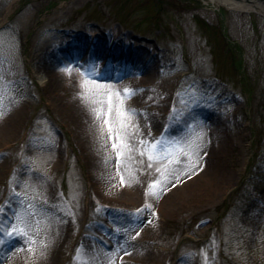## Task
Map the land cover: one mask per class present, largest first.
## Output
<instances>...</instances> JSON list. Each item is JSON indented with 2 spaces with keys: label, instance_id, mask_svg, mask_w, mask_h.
I'll list each match as a JSON object with an SVG mask.
<instances>
[{
  "label": "rangeland",
  "instance_id": "rangeland-1",
  "mask_svg": "<svg viewBox=\"0 0 264 264\" xmlns=\"http://www.w3.org/2000/svg\"><path fill=\"white\" fill-rule=\"evenodd\" d=\"M0 112V264H264V11L0 0Z\"/></svg>",
  "mask_w": 264,
  "mask_h": 264
},
{
  "label": "snow or ice",
  "instance_id": "snow-or-ice-1",
  "mask_svg": "<svg viewBox=\"0 0 264 264\" xmlns=\"http://www.w3.org/2000/svg\"><path fill=\"white\" fill-rule=\"evenodd\" d=\"M65 71H69V72H70L71 69H65ZM86 83H87V80H85L84 83H82L81 86L83 87L84 84H86ZM93 83L95 84L94 81H93ZM97 87H99V88H101V89H104V88H105L104 85H97ZM123 93H124V96H126V97L131 96L132 94H134V92H133L132 90H129V89H124V90H123ZM104 94H105L106 97H107V104H108L107 111H106V112H103V110L96 111V115H97V118L99 119L100 116L103 114V115L106 117L105 120H104V123H105L106 125H109V121H108L107 117H108V116L111 114V112H112L113 92H112L110 89H105ZM115 96H116L117 100L120 101V103H118L117 106H116V114H117L118 117H121V116L124 115V112L121 110V107H120V104H122V100H120V92L117 91V92L115 93ZM2 117H3V113L0 112V118H2ZM120 126H121V127H124V128L127 127V125L123 124V122H121V125H120ZM108 130H109V133H110L109 138L111 139V132H112V127H111V125H109V129H108ZM116 136H117V139L120 141V145H119V146H120L121 148H127L128 151L130 152V151H131V148L129 147V145H128L127 143H125L123 140L120 139L121 134H120L119 132H117ZM141 143L143 144L144 141H141ZM112 147H113L114 149H116V148L118 147L117 143H113ZM152 147L154 148V147H155V144H153ZM143 154H144V153L142 152L141 155H143ZM117 155H118V156H119V155H122V153H121V152H118ZM149 159L151 160L152 157L149 156ZM149 166L151 167V165H149ZM157 171H159V169H157ZM121 183H123V177H121ZM145 207H150V206L146 205ZM142 210H143V209H137V213H139V212L142 211ZM0 230H2V229H0ZM13 234H17V233H16V229H13L11 232H8V233H7V235H9V236H12ZM18 234H19V235H24V236L27 235V233L24 232L23 230H21ZM137 235H139V233H137ZM0 243H2V241H0ZM29 251H32V250L29 249ZM42 255H43V253H41V256H42Z\"/></svg>",
  "mask_w": 264,
  "mask_h": 264
},
{
  "label": "bare ground",
  "instance_id": "bare-ground-1",
  "mask_svg": "<svg viewBox=\"0 0 264 264\" xmlns=\"http://www.w3.org/2000/svg\"><path fill=\"white\" fill-rule=\"evenodd\" d=\"M212 1H217L218 3H221V4H224V5H226L229 9H246L245 11H247V10H249L250 8H248V7H246L245 6V4L243 3V2H245L244 0H212ZM248 1V0H247ZM257 4H255V8H256V10L258 9V10H260V11H264V5H263V2L262 1H257L256 2ZM255 11V10H254ZM105 56H103L102 57V59L104 58ZM105 63H107V60L105 61L104 59L103 60H101V63H99L100 64V66L102 65V64H105ZM98 67H99V65H97ZM130 82H132V81H130ZM108 257H107V259L106 260H108V264H113L114 263V260H115V258H116V256L115 255H112V256H110V255H107ZM21 264H25L24 262L23 263H21ZM28 264H31L30 262L28 263Z\"/></svg>",
  "mask_w": 264,
  "mask_h": 264
}]
</instances>
